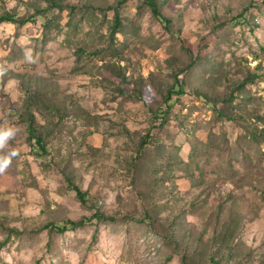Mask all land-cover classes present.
Segmentation results:
<instances>
[{
	"label": "rangeland",
	"instance_id": "1",
	"mask_svg": "<svg viewBox=\"0 0 264 264\" xmlns=\"http://www.w3.org/2000/svg\"><path fill=\"white\" fill-rule=\"evenodd\" d=\"M58 1L0 0V17L30 21L0 23V127L16 129L0 156L18 153L0 173V223L28 232L0 247V264H182L183 252L264 264V0H158L167 27L127 0L114 36L119 0ZM192 64L162 123L175 75ZM27 89L60 110L34 111L52 132L47 153L29 141ZM96 211L117 220L42 230Z\"/></svg>",
	"mask_w": 264,
	"mask_h": 264
},
{
	"label": "trees",
	"instance_id": "2",
	"mask_svg": "<svg viewBox=\"0 0 264 264\" xmlns=\"http://www.w3.org/2000/svg\"><path fill=\"white\" fill-rule=\"evenodd\" d=\"M127 0H119L117 7L114 9V20H113V25L111 27V36H114L115 32H118V30H120L121 28V20H120V15H119V8L126 2ZM145 4L148 5L151 10L153 11L155 17L160 20L165 27H167L170 24V20L166 17H164V15L162 14L161 11V7L160 4L158 2V0H144ZM58 0H50L51 6L60 8V4L58 3ZM2 22H12V23H18L20 26L25 25L27 22H30L29 19H15L13 16L11 15H2L0 17V23ZM107 68H109L107 66ZM194 64H192V66H188L187 69H182L180 71V74H184L185 76L182 77V80L179 78V75H175L176 78V86H173V89L176 88L177 91L175 90H168V92L165 95V105H166V109L163 110V108L161 107L159 114L160 118H162V123L166 122L171 110L173 109V96L176 92V94H181L185 92V86H187V84L190 82L188 81L190 78V74L194 71ZM112 72L114 74H116L119 78L122 79V85H129L130 80L128 78L125 77V75H122L121 73H117L116 71L112 70ZM254 78H250L247 77L246 79H244V81H242V83H240L238 85V89L241 90L245 87L246 82H253ZM143 84L142 83H137L135 89H134V94L132 97H136L137 100L141 101L142 100V96H143ZM178 87V88H177ZM120 93L121 94H127L125 93V91L123 89H120ZM198 95L201 94L203 97L208 98V95H206L205 93H202L201 91H197L196 92ZM26 102H25V112L26 114H28V117L25 119L26 122H28V132H29V141L33 142L34 141V145L35 148L37 147V149H39V151H41L42 153H47L48 152V147H47V139L46 137H50L52 135L51 131H48L45 129V127H42L41 125H39L36 121L35 115H34V111L35 112H40V106H47L49 107L54 113H59L60 110L57 106H55V103H52L51 101L47 104L45 101L47 100L46 95L42 94V92L39 91H35L32 89H27L26 90ZM235 96V92L232 91L230 93V100L231 102H233L234 97ZM209 99V98H208ZM218 116L223 117L224 114L221 110H218L217 112ZM157 115V116H158ZM156 116V117H157ZM226 117H229L228 115H225ZM159 120V117H157ZM232 119V118H230ZM255 136V134H253ZM150 138V137H149ZM148 141L146 138L143 139V141H141V146H140V150L144 147L147 146ZM68 182H69V186L71 189L75 190L77 192V195L81 201L82 204H87L88 202V194L87 192H84L80 187H78L77 185H75V183H73V181L71 180V178H67ZM145 219H148L151 224L150 226H153V222H152V217L151 215L147 212L145 214ZM94 220L99 223L101 222H115L117 219L114 216H109L107 214H105L103 211H96L91 217H82L79 220H71V219H67L64 220L62 223L60 224H55V223H47L45 226H43L42 230H47L49 229L51 233H58V234H64L68 231H77L79 229L85 228L86 226H88L89 224H92L94 222ZM143 221V220H142ZM141 221V222H142ZM0 229L3 230L4 232H6V241L0 242V247H4L7 244V240L12 236V235H25L28 232L26 231H20L19 229L16 228H11L8 227L2 223H0ZM167 231H168V235L166 236V239L168 240L169 245H172L175 249V252H178L177 250L180 247V242L177 241L176 236L174 235V231L171 229V227H167ZM39 232V231H37ZM97 234V233H96ZM224 236V235H223ZM180 262L182 264H197L196 259L192 256V254L188 255V252H183V255L180 256ZM208 264H219L216 256H211L208 260Z\"/></svg>",
	"mask_w": 264,
	"mask_h": 264
},
{
	"label": "clouds",
	"instance_id": "3",
	"mask_svg": "<svg viewBox=\"0 0 264 264\" xmlns=\"http://www.w3.org/2000/svg\"><path fill=\"white\" fill-rule=\"evenodd\" d=\"M15 133L16 129L12 127H0V149H3L6 146L7 141L14 137ZM17 155L18 153L16 151H11L6 156H0V173L4 172L5 169L10 165L12 157Z\"/></svg>",
	"mask_w": 264,
	"mask_h": 264
}]
</instances>
